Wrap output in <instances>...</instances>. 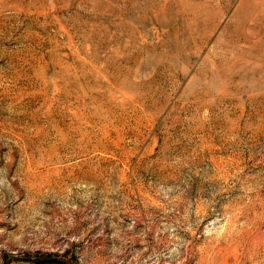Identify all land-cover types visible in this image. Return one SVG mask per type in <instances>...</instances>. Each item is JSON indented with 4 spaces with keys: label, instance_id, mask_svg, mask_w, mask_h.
<instances>
[{
    "label": "rangeland",
    "instance_id": "obj_1",
    "mask_svg": "<svg viewBox=\"0 0 264 264\" xmlns=\"http://www.w3.org/2000/svg\"><path fill=\"white\" fill-rule=\"evenodd\" d=\"M264 264V0H0V264Z\"/></svg>",
    "mask_w": 264,
    "mask_h": 264
},
{
    "label": "crops",
    "instance_id": "obj_2",
    "mask_svg": "<svg viewBox=\"0 0 264 264\" xmlns=\"http://www.w3.org/2000/svg\"><path fill=\"white\" fill-rule=\"evenodd\" d=\"M50 264H64V263H61V262H51Z\"/></svg>",
    "mask_w": 264,
    "mask_h": 264
}]
</instances>
